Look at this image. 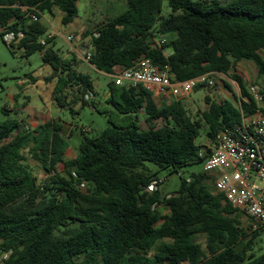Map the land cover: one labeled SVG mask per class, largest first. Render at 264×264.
Wrapping results in <instances>:
<instances>
[{
  "label": "trees",
  "instance_id": "16d2710c",
  "mask_svg": "<svg viewBox=\"0 0 264 264\" xmlns=\"http://www.w3.org/2000/svg\"><path fill=\"white\" fill-rule=\"evenodd\" d=\"M126 1L127 11L103 23L99 37L93 34V67L113 75L116 67L131 69L146 56L169 66L175 81L230 76L242 96L227 84L234 101L207 96L208 109L194 118L182 100L172 97L159 105L145 87L113 80L107 99L114 109L112 127L99 137L84 130L74 158H67L64 124L50 120L31 129L18 119H0V264H264V254L254 253L264 231H252L250 220L244 225L243 213L217 191L216 178L204 170L188 179L182 174L208 157L210 148L198 142L205 126L213 143L244 115L264 112L255 87L238 69L241 62H252L264 79V0ZM165 1L173 11L169 17L163 15ZM79 3L0 0V34L8 43L7 34L14 33L10 47L28 57L43 53L57 78L53 99L59 108L77 113L75 106L92 105L107 115L95 103L92 77L76 69L75 56L55 51V37L43 22L59 10L63 25L73 24ZM159 38L166 43L159 46ZM259 92L264 97V88ZM90 93L94 98L88 100ZM29 157L48 173L43 183ZM160 171L179 175V190L149 192L162 180Z\"/></svg>",
  "mask_w": 264,
  "mask_h": 264
},
{
  "label": "rangeland",
  "instance_id": "374dc122",
  "mask_svg": "<svg viewBox=\"0 0 264 264\" xmlns=\"http://www.w3.org/2000/svg\"><path fill=\"white\" fill-rule=\"evenodd\" d=\"M208 1H218L223 5H227L234 0ZM79 9V17L69 26L63 25V14L59 10H56L54 14H47L43 18V22L48 27V36L55 37V51L66 58L75 56L78 63L76 69L92 77L96 89L95 103L102 110L108 111L109 114L107 115L95 110L92 105L87 107L75 106L77 113H73L70 109L59 108L53 99L57 78L52 67L45 64L43 53L38 52L28 57L25 50L18 47L12 49L0 34L1 121L11 118L18 119L31 129L50 120L64 124L68 141L67 158H74L79 155L84 130L87 132L88 137H99L104 131L112 127L110 116L112 117L114 109L107 103V99L110 94L109 84L114 80V77L95 69L86 60L85 53L91 48L93 34L98 31L99 27L127 11L128 5L126 0H80ZM172 13L169 2L165 1L163 15L169 17ZM71 36H74V41L70 40ZM158 41H161V39L159 38ZM169 53L170 51H167V54ZM248 64L249 61L243 62V65L246 66L239 70V74L250 82L251 87H255L259 92L264 88V79L259 78L255 65ZM215 80L216 85L214 87H201L195 90L191 96L181 99L186 104L192 117L201 118L203 112L208 109L207 96H211L217 101H224L228 95H231L230 100L234 101V93L226 83L230 84L239 96H242L239 84L230 76L215 75ZM157 99L159 105L164 103L162 99ZM260 106L264 109V101L260 102ZM119 119L114 116L117 123ZM142 127L143 129L149 128L144 119L142 120ZM207 131L208 127L205 126L201 131L198 142L210 147L212 141L208 138ZM28 163L40 183L48 179V173L38 160L29 157ZM150 166L154 170H158L155 166ZM61 170H63V167H61ZM203 170L204 164H197L190 166L182 174L184 178L188 179L193 173H199ZM159 177L165 180L161 189H164L166 193H174L179 190L182 182L179 175H169V171H160ZM242 220L244 225L248 227V218L243 215ZM198 241L206 245L205 236H200ZM254 253L257 257L264 254V233L258 238Z\"/></svg>",
  "mask_w": 264,
  "mask_h": 264
},
{
  "label": "built area",
  "instance_id": "2783aa9c",
  "mask_svg": "<svg viewBox=\"0 0 264 264\" xmlns=\"http://www.w3.org/2000/svg\"><path fill=\"white\" fill-rule=\"evenodd\" d=\"M32 17L35 21L40 20L35 14ZM23 36L21 33L20 38ZM95 36L99 37L100 34L96 33ZM16 40L14 33L7 34L6 41L9 44ZM70 40L74 41V36ZM42 43L47 45L46 40ZM165 43L166 40L162 39L158 45ZM85 54L86 60L91 62L92 49L89 48ZM113 77L118 86H143L164 102L172 97L181 100L200 87L216 85L214 75L175 81L169 66H158L146 56L131 69L116 67ZM252 93L258 102L264 101L255 88ZM92 98V93L87 95L88 100ZM209 148L204 171L216 178L217 191L224 194L227 202L250 220L252 231H264V113L259 111L252 116L244 115L240 124L221 131ZM161 184L163 180L154 181L148 191L158 190ZM82 188L85 189L86 184Z\"/></svg>",
  "mask_w": 264,
  "mask_h": 264
},
{
  "label": "crops",
  "instance_id": "0c3cea01",
  "mask_svg": "<svg viewBox=\"0 0 264 264\" xmlns=\"http://www.w3.org/2000/svg\"><path fill=\"white\" fill-rule=\"evenodd\" d=\"M170 53H171V52H170ZM170 53H169V54H170ZM243 62H244V61H243ZM243 62H241V63L239 64V66H238V69H239V70H241L242 67L246 66V65H243ZM248 65L253 66V65H255V64H253L252 62H249ZM255 67H256V65H255ZM94 68H95V67H94ZM95 69H96V68H95ZM99 72H100V71H99ZM101 73H102V72H101ZM215 75H221V76H222V75H224V74H215ZM215 75H214V76H215ZM226 84H228V83H226ZM234 92L239 96V94H238L235 90H234ZM234 92H233V93H234ZM235 93H234V94H235ZM190 96H191V95H190ZM234 97H235V96H234ZM230 98H232L231 95H228V97H226V99H230ZM156 100H157V102H158V99H157V98H156ZM39 125H40V124H39ZM39 125H38V126H39Z\"/></svg>",
  "mask_w": 264,
  "mask_h": 264
}]
</instances>
